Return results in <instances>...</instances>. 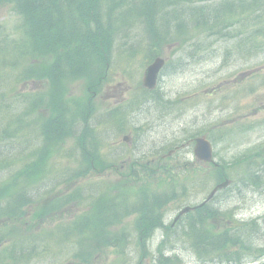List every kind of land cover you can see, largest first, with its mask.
<instances>
[{
  "label": "rangeland",
  "instance_id": "rangeland-1",
  "mask_svg": "<svg viewBox=\"0 0 264 264\" xmlns=\"http://www.w3.org/2000/svg\"><path fill=\"white\" fill-rule=\"evenodd\" d=\"M170 1L163 0L158 3L160 8L164 9L163 13L168 14L166 22L164 21L160 27L167 31V37L173 36L174 40L160 43L156 45V49L152 46L148 52L151 56L146 54L149 50V42L143 39L148 35L141 23L129 29L125 36V40L129 36L128 41L121 37L124 31L114 35V50L111 57L115 59L110 60L108 66L110 80L101 88L94 101L97 110L91 121L96 136H100L101 151L112 158L107 160L114 162L113 168L98 176L90 174L78 181L69 182L68 180V182L59 183L68 173H73L82 165L77 140L64 138L61 144H57L59 153L51 157L45 168V174L40 177L39 183L34 184L35 186L43 185L39 188V194H35V189L38 187L31 191V197L34 200L32 211L39 212L47 209L53 200L60 198L62 200L64 196L74 193L76 188L80 191L84 189V197L88 195L89 198L92 193V196L95 194L99 184L102 187L105 185L106 188L115 185L116 188L119 181L129 177L128 184L134 186V189L130 190V200L136 191L158 196L176 195V198L166 201L161 210L162 219L165 225H168L183 207L197 205L204 200L215 185L216 172L208 165L200 164L195 160L192 152L193 144L189 143L183 148L180 147L189 139L204 135L213 145L215 162L223 166L227 174L234 175L233 173L238 170L235 176L239 180L230 190L217 195L209 203L210 207L220 213L230 212L240 220L246 221L264 215V191L243 187L242 185L246 182L244 178L243 181L241 180L242 169H238L236 164L238 160L242 161L245 157L256 154L258 146L264 147V37H250L247 40L249 27H258L260 32L262 26L253 24L263 22L264 17L258 13L250 16L248 11L241 14V9L237 8L236 4L245 0ZM228 3L234 5L235 16L222 20L224 14H221L216 28L205 27L206 24L211 25V22H214L211 12L217 11L219 7ZM197 7L202 8L206 14L205 25H196L188 15L189 11ZM138 9L148 15V21L155 12L154 7L143 6V3L138 2L135 3L131 13L140 12ZM174 14L179 16L174 17ZM130 17L131 15L123 16L124 21L130 20ZM18 26L19 18L13 10L0 8V31L8 36L9 41L21 40L22 35L17 30ZM160 27L157 29L162 32ZM131 42L137 43L140 49L135 57L129 56L122 50L124 45L126 49L129 48ZM155 56H160L167 61L159 75L155 91L164 100L173 104L164 108L150 103L130 109L129 100L133 93L136 99L137 91L142 88L143 71ZM22 60L19 59L18 63L21 64ZM44 83L26 82L12 86L2 83L0 88H13L15 93L11 96L8 94L6 100L9 104L20 102L14 107L18 106L21 112L24 109L22 105L24 94L42 95L47 90L43 88ZM63 84L70 88L73 96L80 100L83 94L82 87L85 85L83 80L65 81ZM140 97L137 95L138 99ZM148 97V100H151L150 94ZM116 107L122 108L121 130L119 126L105 122L103 115L106 110ZM28 113L27 122L30 126L28 129H33L31 124L38 114L37 112ZM77 134L75 131V135ZM218 134H222L224 138L228 135V138L226 141L211 139ZM33 135L30 134L25 138ZM124 136L130 138L128 144L122 142ZM13 142L16 140L13 139L11 143ZM176 147L179 149L173 151L171 158L165 161L160 159ZM25 148L24 144L20 148L24 156L28 150L25 151ZM247 160L251 164L259 162L255 157ZM24 162L22 160L20 166ZM15 163L11 168H17V162ZM165 167L170 168L165 171ZM7 174L8 172H5L4 178ZM113 192L114 190L110 193ZM81 208L83 209L78 210L73 205L66 210L46 214L45 219L41 221L45 222L42 224L43 228L35 230L45 236L41 244L44 250L36 247V255L29 259L30 255L25 259L23 256L19 264H154L153 260L157 255L156 246L163 234L160 231L155 232L141 248L133 232L134 216H129L122 222L119 221L118 226L108 230L119 232L125 229L122 247L102 248L92 252L82 236L70 238L68 248L63 244H55L49 233L54 234L59 225L62 226L61 228L64 225H70L72 218L79 216L84 206ZM222 218L219 217L220 220L214 218L210 224L212 232L218 231L217 226L234 225V222L229 221L226 215H222ZM183 224L184 219L175 229L168 231L165 243L162 244L163 249L166 250L165 255H176L177 260L169 261L170 264H202L198 262L199 257L192 251L188 240L180 237L184 231ZM261 226L257 235H253L255 240H250L254 247H264V223ZM20 231L27 232L24 226L20 228ZM62 234V232L59 233V235ZM23 244L21 242V245ZM44 244H46L45 247H43ZM27 247L28 243L25 249ZM169 249L174 251L171 253ZM7 251L9 248L2 251L0 264L18 263L16 260L3 263ZM86 252H88L87 255ZM78 255L84 257L90 255V257L81 259ZM256 256L258 255L255 252L251 254L252 258ZM210 258L206 256L202 260L206 259L207 262H202L216 264L212 263ZM261 260L262 258L259 261Z\"/></svg>",
  "mask_w": 264,
  "mask_h": 264
},
{
  "label": "trees",
  "instance_id": "trees-1",
  "mask_svg": "<svg viewBox=\"0 0 264 264\" xmlns=\"http://www.w3.org/2000/svg\"><path fill=\"white\" fill-rule=\"evenodd\" d=\"M246 1L236 4V7L241 9V14L248 11L250 16L258 13L264 17V0ZM8 2L15 3L18 9L21 8L26 26L18 42L9 41L8 36L1 33L0 75L13 69L16 61L25 55L30 58L28 59L29 67L27 66L23 79H46L50 86L62 84L65 77L70 81L84 79L88 91H98L96 87L102 83L101 76L105 75L109 65L110 47L113 34L118 27L117 23L122 26V23L126 22L123 16L129 17L133 14L131 13L134 9L133 0H0L2 5ZM233 7V4L228 3L219 7L217 11L211 12L214 20L211 25L206 24L204 20L206 14L202 8L197 10L195 18L199 25L206 24L205 27L216 28L221 14L227 18L228 15L230 18L235 16ZM135 13L138 18L145 15L142 11ZM253 25L262 26L261 31H258V27H249L247 40L250 37H264V21ZM7 55L12 58L15 55V60L4 61V56ZM10 93H14L13 88H0V135L13 138L16 140L14 143L22 148L23 146L19 143L23 133L20 122L23 121L28 125L29 113L24 118L22 112H17L14 104L7 103V95ZM66 95V88H48L45 94L37 97L34 105H31L33 111L40 108L49 112L40 126L42 139L39 146L35 145L36 138L34 142L31 137L24 138L22 140L26 147L25 151L28 149L25 156L24 153L22 154V149L17 151L12 156L14 158L10 160H5L0 154V255L2 256L5 246H9L6 256L8 262L16 260L18 263L15 264H19L23 256L25 259L30 255L29 259L36 255L33 248L35 239L31 230L37 226L36 222L41 221L46 214L52 212L54 208L57 209L58 206L50 204L49 208L42 211H32L34 200L31 197L32 187L30 186L44 174L43 168L46 167L45 164L51 156L52 147L62 142L65 136L71 135L76 123H84L78 145L81 150L84 149V161L88 168L95 167L103 170L106 166V163L98 156L97 141L92 140L94 129L88 124L92 107L84 104L83 108L77 105L78 108L72 109L68 105V100L65 99ZM156 96L157 101H162L160 96ZM68 116L71 120H68ZM110 119H113L112 114ZM2 125L5 127L1 129ZM87 139H90V144ZM255 152L256 154L249 155L242 161L238 160L236 164L238 169H242L241 180L243 181L244 178L246 182L242 186L258 189L264 185V147L259 146ZM251 157H255L259 162L251 164L247 160ZM23 159L27 164L23 169L11 168L16 164L15 162H21ZM249 165L254 166L249 167ZM214 171L216 182L224 179L239 181L235 176L238 170L233 173L234 175L227 174L223 166H219ZM5 172H8L9 177L4 178ZM114 207L113 202L101 201L91 210V217L85 229L78 230L83 237L80 238L87 242L92 252L108 246L122 247L123 234H112L107 231L108 225L117 222L118 214ZM222 215L229 218L228 214L218 213V210L208 207L197 210L194 215L190 214L185 219L184 235L201 259L209 256L211 257L209 260H217L220 263L242 264L243 258L253 251L247 239L244 241V238L248 233L258 232V223L251 221L234 225L230 229L227 226L222 228L217 226L218 231L212 232V226L208 221L213 218L220 220L219 217L222 218ZM151 224L152 231L156 225H160V222L154 220ZM22 226L27 232L20 231ZM139 236L144 241L150 238L151 232L144 229ZM21 242L24 244L21 245ZM27 243V249L31 248L30 250L25 249ZM256 252L260 255L264 254L262 250H256ZM78 256L81 259L90 257V255ZM168 261L171 259L164 257L157 260L159 264H170Z\"/></svg>",
  "mask_w": 264,
  "mask_h": 264
},
{
  "label": "water",
  "instance_id": "water-1",
  "mask_svg": "<svg viewBox=\"0 0 264 264\" xmlns=\"http://www.w3.org/2000/svg\"><path fill=\"white\" fill-rule=\"evenodd\" d=\"M163 62L161 60H156L150 67L147 68L144 76L145 85L152 88L155 84V79L158 71L162 67ZM194 155L199 161L210 163L212 162V149L210 144L204 138H198L195 141ZM229 183L226 181L222 184L217 185L208 199H210L218 190L226 188ZM188 209H184L182 213L187 212Z\"/></svg>",
  "mask_w": 264,
  "mask_h": 264
},
{
  "label": "bare ground",
  "instance_id": "bare-ground-1",
  "mask_svg": "<svg viewBox=\"0 0 264 264\" xmlns=\"http://www.w3.org/2000/svg\"><path fill=\"white\" fill-rule=\"evenodd\" d=\"M146 14V13H145ZM147 26L151 29V30H155L157 28H159L161 26V24L155 20H150L147 23ZM20 125H22L23 128L28 129L29 126L26 125L23 121L20 122ZM5 127V125H2L1 129ZM12 127V126H10ZM13 141L12 138L8 137V136H4V135H0V154L3 155V158L5 160H10L14 157H12L17 151L20 150L19 146L16 145L14 142L13 144L11 143ZM9 145H8V144ZM11 143V144H10ZM8 145V147L6 146Z\"/></svg>",
  "mask_w": 264,
  "mask_h": 264
}]
</instances>
